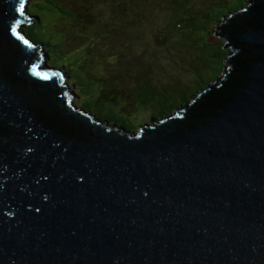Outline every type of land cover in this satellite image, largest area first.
I'll list each match as a JSON object with an SVG mask.
<instances>
[{
	"label": "water",
	"instance_id": "95a60500",
	"mask_svg": "<svg viewBox=\"0 0 264 264\" xmlns=\"http://www.w3.org/2000/svg\"><path fill=\"white\" fill-rule=\"evenodd\" d=\"M29 3L0 0V264H264V0L217 23L220 76L138 133L74 104Z\"/></svg>",
	"mask_w": 264,
	"mask_h": 264
},
{
	"label": "rangeland",
	"instance_id": "374dc122",
	"mask_svg": "<svg viewBox=\"0 0 264 264\" xmlns=\"http://www.w3.org/2000/svg\"><path fill=\"white\" fill-rule=\"evenodd\" d=\"M246 4L247 0H30L28 13L39 22L23 30L37 44H47L49 67H64L69 76L65 83L75 84L73 92L79 98L73 102L78 108L138 133L152 118L172 114L181 102L178 99L177 107L159 114V75H164V95L184 92L188 97L197 93L192 91L198 84L220 76L229 52L215 34L216 25ZM183 17L186 26L180 27L177 22ZM194 26L196 33H191ZM208 55L207 61L214 60L222 71L203 64ZM159 62L168 64L167 70ZM147 67L158 90L145 104L134 97V87ZM102 88L112 90L109 98L123 94L116 106L98 100Z\"/></svg>",
	"mask_w": 264,
	"mask_h": 264
},
{
	"label": "trees",
	"instance_id": "16d2710c",
	"mask_svg": "<svg viewBox=\"0 0 264 264\" xmlns=\"http://www.w3.org/2000/svg\"><path fill=\"white\" fill-rule=\"evenodd\" d=\"M186 17H183V18H180V22H177V25H179L180 27L184 24V26H186ZM191 30V33H196V29H195V26L190 29ZM36 43V42H35ZM220 47H222V45H220ZM219 48V47H218ZM212 51H215V48L212 50ZM94 52H92L93 54ZM210 55L206 56L203 60V64H205L206 62L207 63H210V67L211 68H215L217 69L218 71H222V68H216L215 67V61L214 60H209L207 61V59L209 58ZM155 57V56H154ZM206 63V64H207ZM220 64V63H219ZM218 64V65H219ZM168 65V64H166ZM166 65L164 62H159V67L161 69H164V70H167L166 68ZM47 66V64H46ZM225 67V66H224ZM43 68V67H42ZM153 72L151 71V68L150 67H147L146 69L142 70L140 73H139V77H138V80H137V84L136 86L134 87V97L140 99L141 98V101L145 104H147V101L149 99V95L151 93H153L154 91H157L158 90V86H159V114L161 115L163 112H166L167 110H171L173 109L174 107H177L175 106V104H177V100L178 99H181V102L178 104L179 106L181 105H184L188 99L190 97H188L186 95V93L184 92H181V93H175V94H170V95H164L162 92H161V88L162 87H166V86H162V85H165V82H163L164 80V75H159V85L157 87H155L153 85V81H154V77H153ZM101 81V86L104 85V83ZM199 79H197V81L195 80L194 81V84L192 86V88L196 85V83L198 84L199 82ZM207 84V83H206ZM206 84H198V86L196 87L195 90H193L192 92H198L200 91L202 88H204L206 86ZM112 90L111 89H104L102 88V92H103V97H102V94H100L98 100L103 103V104H112L114 106L117 105L120 97L123 96V94L121 93H114L112 97H108L109 93L111 92ZM178 106V107H179Z\"/></svg>",
	"mask_w": 264,
	"mask_h": 264
},
{
	"label": "snow or ice",
	"instance_id": "6c2138e0",
	"mask_svg": "<svg viewBox=\"0 0 264 264\" xmlns=\"http://www.w3.org/2000/svg\"><path fill=\"white\" fill-rule=\"evenodd\" d=\"M23 10V6H21V11Z\"/></svg>",
	"mask_w": 264,
	"mask_h": 264
},
{
	"label": "flooded vegetation",
	"instance_id": "af4514ba",
	"mask_svg": "<svg viewBox=\"0 0 264 264\" xmlns=\"http://www.w3.org/2000/svg\"><path fill=\"white\" fill-rule=\"evenodd\" d=\"M223 45V44H222Z\"/></svg>",
	"mask_w": 264,
	"mask_h": 264
}]
</instances>
